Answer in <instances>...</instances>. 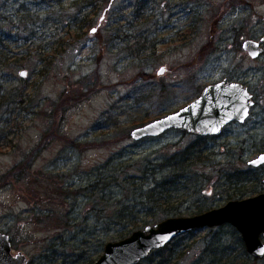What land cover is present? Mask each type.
Instances as JSON below:
<instances>
[{
	"label": "rangeland",
	"instance_id": "374dc122",
	"mask_svg": "<svg viewBox=\"0 0 264 264\" xmlns=\"http://www.w3.org/2000/svg\"><path fill=\"white\" fill-rule=\"evenodd\" d=\"M263 20L264 0H0V91L26 95L0 109V232L12 253L91 264L135 230L264 193V164H249L264 152V56L243 49L262 40ZM224 80L253 93L245 123L216 137H131ZM189 146L201 159L172 184L166 159ZM253 259L225 224L139 264Z\"/></svg>",
	"mask_w": 264,
	"mask_h": 264
},
{
	"label": "water",
	"instance_id": "95a60500",
	"mask_svg": "<svg viewBox=\"0 0 264 264\" xmlns=\"http://www.w3.org/2000/svg\"><path fill=\"white\" fill-rule=\"evenodd\" d=\"M264 23V20H263ZM263 45L246 40L243 49L252 58L264 55ZM164 73V68L159 75ZM25 74V73H23ZM252 94L242 83L225 80L205 87L200 96L172 114L136 127L131 132L135 141L162 136L177 129L191 134L216 136L232 122L244 123L254 106ZM254 167L264 164V153L249 162ZM229 224L240 232L246 251L253 258H264V193L240 200H230L217 209L194 216L168 217L135 230L123 240L108 242L104 253L93 264H139L157 249L167 247L178 236L203 227ZM10 234L0 232V264H28L27 256L12 253Z\"/></svg>",
	"mask_w": 264,
	"mask_h": 264
},
{
	"label": "trees",
	"instance_id": "16d2710c",
	"mask_svg": "<svg viewBox=\"0 0 264 264\" xmlns=\"http://www.w3.org/2000/svg\"><path fill=\"white\" fill-rule=\"evenodd\" d=\"M85 3H87L88 5H91L92 7L95 6V4L98 2V0H83ZM1 21H0V28H1ZM6 43L5 40V36L3 33H1L0 30V60L1 62H4V60L1 58V50H4V44ZM3 46V48H2ZM5 63V62H4ZM2 91V90H1ZM0 91V109H2L3 105L6 102H9L8 100L11 101L12 99V95L11 93H3ZM25 93H23V91L19 94L18 98H15L14 100L11 101V103H22L25 101ZM14 97V96H13ZM7 98V99H6ZM3 99V100H2ZM2 100V101H1ZM199 138H203L201 136H198ZM2 147H0L1 149ZM195 148L197 147H192L189 146L185 149V151L180 152V153H175L174 155L168 157V159H166V169L170 171V182L172 184H175V178H178V180L184 179V177L187 176V174L189 172H191L188 168H191V166H193V164H195L197 161H199L201 159V151L200 150H196ZM2 149L0 150L1 153ZM200 153V154H199ZM167 202V201H166ZM257 261H259L257 258H254L252 261V264L254 262L257 263ZM93 264V263H91Z\"/></svg>",
	"mask_w": 264,
	"mask_h": 264
},
{
	"label": "flooded vegetation",
	"instance_id": "af4514ba",
	"mask_svg": "<svg viewBox=\"0 0 264 264\" xmlns=\"http://www.w3.org/2000/svg\"><path fill=\"white\" fill-rule=\"evenodd\" d=\"M259 42H260L261 44H263V43H262V40H260ZM243 85H244V86H247L248 89H249V91H250V93H252L251 90H250V87H249L248 85H245V84H243ZM252 94H253V93H252ZM233 123H237V122H233ZM238 123H239V122H238ZM216 136H218V135H216ZM216 136L205 135V136H201V137H204V138H205V137H216Z\"/></svg>",
	"mask_w": 264,
	"mask_h": 264
}]
</instances>
